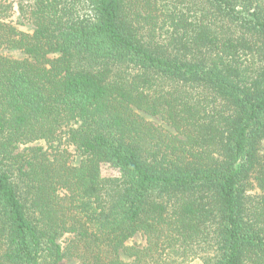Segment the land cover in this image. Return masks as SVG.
<instances>
[{
    "label": "trees",
    "instance_id": "trees-1",
    "mask_svg": "<svg viewBox=\"0 0 264 264\" xmlns=\"http://www.w3.org/2000/svg\"><path fill=\"white\" fill-rule=\"evenodd\" d=\"M14 8L0 264H264V0H32V33Z\"/></svg>",
    "mask_w": 264,
    "mask_h": 264
},
{
    "label": "rangeland",
    "instance_id": "rangeland-1",
    "mask_svg": "<svg viewBox=\"0 0 264 264\" xmlns=\"http://www.w3.org/2000/svg\"><path fill=\"white\" fill-rule=\"evenodd\" d=\"M15 4V8H14V12H13V17L12 19L15 22H22L24 23V25H19V28L27 33H32L34 27L32 26V24H30L29 22L25 21L21 15L20 9H19V4L24 5V7H30V5H32V0H12ZM6 55L12 57V58H16V59H23L25 57V55L21 52V51H17V50H5ZM145 117L146 120L156 124V125H161V126H166L163 121L159 118V117H152L149 115H143ZM28 146H42L44 147V149L48 148V144L41 141V142H37L34 144H28V145H21L20 146V150H23L25 147ZM70 153L73 155L71 158V161L74 164H78L80 162L81 157L79 155L76 154L75 150L73 148H69ZM51 152V150H50ZM102 176L103 177H115V176H119V172L117 169H115L114 167L110 166L109 164H104L102 166ZM253 189L249 191V193H253L255 194L257 191V189H254V186L252 187ZM62 241V245L64 246L66 244V240H61ZM134 243H143V239L140 235H137L135 238L131 239L129 241V244H134ZM62 264H79V262L76 259H67L65 260ZM189 264H202V261L200 259H197Z\"/></svg>",
    "mask_w": 264,
    "mask_h": 264
}]
</instances>
